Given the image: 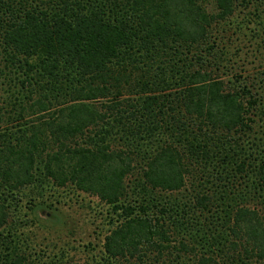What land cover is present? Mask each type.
I'll use <instances>...</instances> for the list:
<instances>
[{
	"label": "trees",
	"instance_id": "obj_1",
	"mask_svg": "<svg viewBox=\"0 0 264 264\" xmlns=\"http://www.w3.org/2000/svg\"><path fill=\"white\" fill-rule=\"evenodd\" d=\"M242 44L261 61L264 0H0V264H62L25 233L51 186L109 207L92 264H264Z\"/></svg>",
	"mask_w": 264,
	"mask_h": 264
},
{
	"label": "rangeland",
	"instance_id": "obj_2",
	"mask_svg": "<svg viewBox=\"0 0 264 264\" xmlns=\"http://www.w3.org/2000/svg\"><path fill=\"white\" fill-rule=\"evenodd\" d=\"M231 46L235 43L237 37H231ZM244 47L242 54L235 57L232 64L231 75L248 77L246 82H253L252 77L262 72L264 67V54L259 59L251 56L252 48ZM264 53V50L262 51ZM245 53V55H244ZM260 58V57H259ZM258 77V76H257ZM228 77H224L227 79ZM259 80L256 79L255 87L257 88ZM23 203H28L33 199V192L29 189L24 190ZM48 204L51 205L54 219L47 221L45 216L41 215L40 225L30 226L25 229L29 237L31 248L40 251L51 258L61 256V263H79L92 264L93 255H100L103 250L104 238L108 234L110 226L109 207L100 202L97 198L77 192L73 187L54 188L51 186L48 193ZM27 211V210H25ZM18 213H15L17 215ZM50 217V215H49ZM90 244V246H89ZM86 246V248H84ZM88 246V247H87ZM93 252V253H91ZM60 264V263H57Z\"/></svg>",
	"mask_w": 264,
	"mask_h": 264
}]
</instances>
